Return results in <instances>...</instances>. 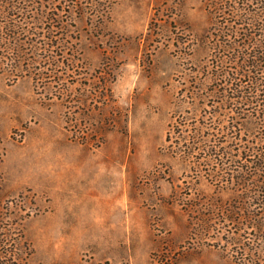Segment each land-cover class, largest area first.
Returning a JSON list of instances; mask_svg holds the SVG:
<instances>
[{"label": "rangeland", "instance_id": "1", "mask_svg": "<svg viewBox=\"0 0 264 264\" xmlns=\"http://www.w3.org/2000/svg\"><path fill=\"white\" fill-rule=\"evenodd\" d=\"M4 1L52 17L71 0ZM81 1L112 5L72 12L56 67L70 80L0 74V264H264V220H225L255 194L198 176L167 141L171 126H219L203 117L218 105L206 1ZM236 110L219 147L242 151L264 130Z\"/></svg>", "mask_w": 264, "mask_h": 264}, {"label": "trees", "instance_id": "2", "mask_svg": "<svg viewBox=\"0 0 264 264\" xmlns=\"http://www.w3.org/2000/svg\"><path fill=\"white\" fill-rule=\"evenodd\" d=\"M205 1L216 28L212 70L216 87L205 91L218 105L213 104L209 115L203 117L219 126L217 124L218 127L212 130L203 124L181 129L175 132L174 137L171 126L167 141L171 142L169 147L176 153L204 164L203 168L198 166L195 169L198 176L255 194H252L253 201H250L251 196L249 201L238 207V214H228L225 220L228 223H256L258 218L264 220V133L259 132L249 139V144L242 151L236 141L235 146L227 144L225 148H220L219 144L223 142L221 136L225 135V128L221 126L222 116L235 108L240 109L236 110L239 115L241 110L250 112L255 120L252 122L254 127L264 130V0ZM111 5L109 2L71 0L56 5L55 9L61 13L51 17L52 10L48 11V4L40 1H27L15 8L0 0V74L8 68L16 78L32 73L35 68H49L52 72L39 73L44 74L48 82L57 76L70 80L65 68L61 75H57V71L69 65L75 46L72 12L99 8L104 10L99 15L102 17ZM32 53L37 57L34 58ZM230 101L234 103L228 105ZM218 107L220 113L215 110ZM198 149L200 151L197 152ZM251 208H258L260 214ZM247 209L249 213L246 215Z\"/></svg>", "mask_w": 264, "mask_h": 264}]
</instances>
